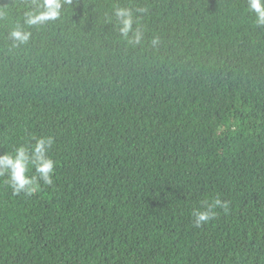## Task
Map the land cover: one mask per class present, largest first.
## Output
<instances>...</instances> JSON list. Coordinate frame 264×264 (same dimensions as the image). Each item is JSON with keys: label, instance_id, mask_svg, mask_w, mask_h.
Returning a JSON list of instances; mask_svg holds the SVG:
<instances>
[{"label": "trees", "instance_id": "obj_1", "mask_svg": "<svg viewBox=\"0 0 264 264\" xmlns=\"http://www.w3.org/2000/svg\"><path fill=\"white\" fill-rule=\"evenodd\" d=\"M258 19L250 0H0V156L51 137L56 162L19 194L0 175V264H264Z\"/></svg>", "mask_w": 264, "mask_h": 264}, {"label": "clouds", "instance_id": "obj_2", "mask_svg": "<svg viewBox=\"0 0 264 264\" xmlns=\"http://www.w3.org/2000/svg\"><path fill=\"white\" fill-rule=\"evenodd\" d=\"M48 4L51 7L52 0H48ZM56 7H59V5H56ZM250 7L258 14V22L264 23V8L261 6V0H250ZM49 15L54 17L55 12ZM127 15L128 14L123 10L117 12L118 17H127ZM122 23L123 27L121 32L126 35L130 30L132 21L130 18H125ZM13 36L20 38V33L14 32ZM24 38L26 39V37ZM51 144V137L40 138L32 147L31 156L29 155V150L24 146L17 148L14 155L5 154L0 156V175H4L5 172L8 173V182L14 190V194H19L26 189V186L34 184L37 180V176L39 179L43 180L45 185H51L53 183L52 177L55 174L54 169L56 162L46 157V151L51 147ZM29 165L35 169L36 173V175H33L31 178L25 175V173L29 171ZM33 190L32 188L28 189L29 193ZM216 206L226 207V205H221L219 200H216L212 205H209L208 211L194 212L196 225L199 226L201 223L212 219L215 213H213L211 209Z\"/></svg>", "mask_w": 264, "mask_h": 264}]
</instances>
